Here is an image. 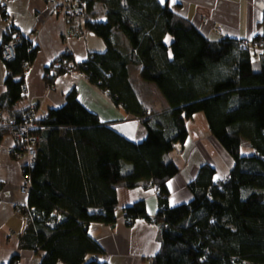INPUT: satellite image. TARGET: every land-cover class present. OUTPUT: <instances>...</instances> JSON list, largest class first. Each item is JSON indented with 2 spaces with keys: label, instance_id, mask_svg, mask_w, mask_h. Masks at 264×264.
<instances>
[{
  "label": "trees",
  "instance_id": "obj_1",
  "mask_svg": "<svg viewBox=\"0 0 264 264\" xmlns=\"http://www.w3.org/2000/svg\"><path fill=\"white\" fill-rule=\"evenodd\" d=\"M97 6L104 8L105 21L86 27L107 50L74 64L115 106L140 120L147 138L136 143L102 123L76 91L46 116L36 110L32 134L40 138L38 158L30 171L29 220L22 217L27 228L20 246L41 252L40 264H106L89 226L116 224L120 185L147 189L153 183L162 207L155 225L162 245L153 264H264V63L257 72L252 62L253 51L264 59V36L254 40L263 44L259 50H241V40L211 41L159 0H88L86 14ZM8 31L4 40L15 37L13 28ZM116 34L127 40L129 53L117 46ZM19 37L16 58L6 64L10 75L0 110L9 127L0 130V144L31 109L16 106L26 97L25 77L39 48ZM167 37L173 39L170 45ZM58 61L63 66L46 70L48 83L75 62L72 55ZM132 65L165 98L167 112L155 115L139 100L130 80ZM198 113L205 114L212 136L235 166L229 180L217 183L216 170L204 164L188 185L192 200L171 207L168 183L180 173L172 154L188 142V121ZM245 142L254 154L245 155ZM124 216L148 217L146 203L126 207Z\"/></svg>",
  "mask_w": 264,
  "mask_h": 264
},
{
  "label": "crops",
  "instance_id": "obj_2",
  "mask_svg": "<svg viewBox=\"0 0 264 264\" xmlns=\"http://www.w3.org/2000/svg\"><path fill=\"white\" fill-rule=\"evenodd\" d=\"M166 8L188 18L209 40L223 38L254 41L264 36V0H159ZM3 7L6 10H3ZM10 17L8 22L4 21ZM105 21L102 6L78 19H66L48 0H0V47L10 28L13 36L29 38L38 48L36 61L28 70L25 83L28 92L16 109L35 108L39 116H46L51 109H59L66 104V98L76 91L78 99L90 112L96 114L102 123L112 125L128 139L141 143L147 138L146 128L139 119L126 113L122 106L114 105L112 99L92 86L80 71H66L53 83L46 81V70L66 55L70 49L74 63L87 61L91 53L103 54L105 42L89 31L87 22ZM214 26L221 28L214 30ZM68 31L74 34L67 36ZM173 39L166 38L170 45ZM115 42L124 52L129 53L127 40L116 34ZM252 54L253 68L259 72L264 63L261 52ZM7 65L0 54V101L7 93ZM54 71L51 70V73ZM141 68L129 67L132 86L142 104L155 115L167 112L170 107L158 89L141 77ZM158 94V95H156ZM189 139L179 145L172 158L180 168V173L169 181V205L175 207L189 203L192 194L188 188L198 177L204 164L216 170V179L228 177L235 162L212 136L204 113L196 114L188 121ZM15 141L11 135L4 136L0 144V264H40L39 251L23 249L20 242L26 233L27 223L16 214V207L26 204L28 196L20 193L24 182L25 159H15L10 153ZM245 155L254 154L249 145L244 144ZM144 201L147 215L159 212V194L155 189H130L118 187L119 213L114 226L92 223L89 234L103 250L101 262L106 264H153L162 245L159 227L140 220L132 225L125 222L124 209L135 202ZM58 264H64L62 262Z\"/></svg>",
  "mask_w": 264,
  "mask_h": 264
},
{
  "label": "built area",
  "instance_id": "obj_3",
  "mask_svg": "<svg viewBox=\"0 0 264 264\" xmlns=\"http://www.w3.org/2000/svg\"><path fill=\"white\" fill-rule=\"evenodd\" d=\"M51 4H53L56 10L64 15L66 19H78L86 14V7L88 5V0H48ZM5 11L6 8L3 7ZM10 20L9 16L4 18L5 22ZM216 31H220L221 28L218 26H214ZM73 31H68L67 36H71ZM20 37H13L11 40H4L0 49H1V57L4 62L11 63L16 58V48L18 45ZM263 44L258 41H248V40H241L240 49L241 50H259ZM66 55H71L70 49H66ZM63 66L61 65H56ZM76 65L74 62H68V65H65V71H73L76 70ZM7 75H10V71L7 70ZM53 76L51 77V79ZM23 94L26 95L28 92V87L26 83L23 85ZM36 116V109L31 108L26 114L23 116L24 120L22 123L16 126L15 128H11V136L13 137L15 144L13 147H10L9 151L15 159H25L24 165V182L20 187V193L24 196H28L31 191V182H30V171L35 169L36 162L38 158L36 144L39 142L40 138L38 136L33 135L34 131L36 130V124L34 122ZM3 112L0 110V130L9 127L8 123L2 119ZM225 180H229L228 177L224 179H216L217 183L223 182ZM148 189H156L157 185L153 183H148ZM145 189V187H142ZM28 203L20 204L16 207V214L20 217H24L26 220H29V215L25 211L27 209ZM162 210V207H159V211ZM158 214V213H157ZM125 222L128 225H132L135 221L130 217H125ZM138 220L148 223L150 225H157V215H151L148 217H141ZM95 260H99L98 257L94 258Z\"/></svg>",
  "mask_w": 264,
  "mask_h": 264
},
{
  "label": "rangeland",
  "instance_id": "obj_4",
  "mask_svg": "<svg viewBox=\"0 0 264 264\" xmlns=\"http://www.w3.org/2000/svg\"><path fill=\"white\" fill-rule=\"evenodd\" d=\"M214 30H216V29L214 28ZM49 79H51V77H49ZM156 95H158V94H156ZM244 144H247V143L245 142ZM244 153L246 154L248 152L244 151ZM23 171H24V167H23ZM224 178H226V177H224ZM224 178H222V179H224Z\"/></svg>",
  "mask_w": 264,
  "mask_h": 264
}]
</instances>
